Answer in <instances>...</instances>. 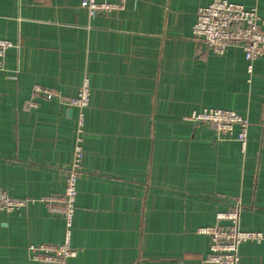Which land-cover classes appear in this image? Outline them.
<instances>
[{"label":"crops","instance_id":"1","mask_svg":"<svg viewBox=\"0 0 264 264\" xmlns=\"http://www.w3.org/2000/svg\"><path fill=\"white\" fill-rule=\"evenodd\" d=\"M211 1L123 0L91 14L80 0H0V38L14 43L0 68V189L35 199L0 209V264H53L28 246L64 242L66 222L37 198L64 191L78 144L66 264H200L209 237L198 228L237 204L240 228L263 234L239 245V262L264 264V56L249 72L238 46L201 52L192 26ZM230 1L264 17V0ZM85 81L81 109L26 105L35 84L74 96ZM203 107L247 118L244 150L237 126L185 119Z\"/></svg>","mask_w":264,"mask_h":264},{"label":"built area","instance_id":"2","mask_svg":"<svg viewBox=\"0 0 264 264\" xmlns=\"http://www.w3.org/2000/svg\"><path fill=\"white\" fill-rule=\"evenodd\" d=\"M80 5L89 13H106L121 8V2L97 0H80ZM195 39L201 43V52L205 55L222 56L229 46H238L246 61L247 70H252L253 61L264 56V17L258 13L256 6H245L230 0H212L197 8L196 18L192 26ZM14 43L8 38H0V68L3 66L6 50ZM89 87L85 81L74 96L62 94L39 84L32 86L31 96L26 100L27 106L36 104L35 98L58 99L61 104L77 106L80 109L89 102ZM186 120L206 122L220 134L231 133L237 126L236 137L244 150L247 142L248 120L236 111L219 107H203L193 110L185 116ZM82 157L81 146H75L73 160L68 168L64 191L61 194H45L37 198L46 204L49 211L61 213L65 218L67 234L60 244L37 243L28 246L31 258L40 262L66 264L68 257L74 256L76 250L69 244V228L71 225L76 195V179ZM34 198H20L7 194L0 189V209H13L24 206ZM241 205L234 210L218 212L216 223L198 228V232L209 237L208 252L200 264H240L239 245L248 240L263 239L261 231L244 230L239 226ZM224 220L226 223H220Z\"/></svg>","mask_w":264,"mask_h":264}]
</instances>
